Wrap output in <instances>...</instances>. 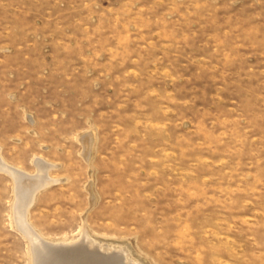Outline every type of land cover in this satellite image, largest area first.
<instances>
[{"label": "rangeland", "instance_id": "rangeland-1", "mask_svg": "<svg viewBox=\"0 0 264 264\" xmlns=\"http://www.w3.org/2000/svg\"><path fill=\"white\" fill-rule=\"evenodd\" d=\"M0 159L44 264H264V0H0Z\"/></svg>", "mask_w": 264, "mask_h": 264}, {"label": "bare ground", "instance_id": "bare-ground-1", "mask_svg": "<svg viewBox=\"0 0 264 264\" xmlns=\"http://www.w3.org/2000/svg\"><path fill=\"white\" fill-rule=\"evenodd\" d=\"M40 159V158H39ZM43 162V161H42ZM44 163V162H43ZM47 165V164H46ZM54 166V165H53ZM42 168V167H41ZM51 168H55V167H51ZM50 169V168H49ZM17 170V169H16ZM16 170H13L12 168H10V166H8L6 163H4L3 162V160L2 159H0V171H2V172H5V173H7L8 175H10L13 179H14V181H15V197H16V200H15V204H14V208H13V215H14V219H15V224H16V226H17V228H18V230L21 232V234L24 236V238L28 241V243H29V249H30V253H31V257H32V264H44L43 263V261H44V259L47 257H50L51 255H53V254H55L54 253V249L56 248V246L55 247H52L53 245H54V243H53V245H51V247L49 248V247H46V246H48V245H44V243L43 242H41V240L37 237V234H35V232L29 227V225H28V222H27V212H28V209H29V207L32 205V203H33V200L32 199H34V195H35V192L33 191V192H30V193H27V191H26V188H27V182H25V181H23L21 178L24 176V174H21V172H17ZM48 171V170H47ZM49 172V171H48ZM23 173V172H22ZM48 174V173H47ZM45 175V174H44ZM28 176H30V175H28ZM40 176H41V174H40ZM31 177V176H30ZM49 176H43V178L41 179L42 180V184H41V186L43 185L44 187H45V185L47 186V185H51V184H54V183H56L57 182V180H51V179H49L48 178ZM27 178V177H26ZM29 180H31V179H29ZM34 180V179H33ZM35 181H37V180H35ZM39 184H40V182H39ZM33 185V184H32ZM36 185V184H35ZM31 186V185H30ZM34 187V186H33ZM36 188V187H35ZM43 188V187H42ZM47 188V187H46ZM30 189V188H29ZM37 233V232H36ZM86 235V234H85ZM40 236V235H39ZM83 238H85V237H83ZM42 239V238H41ZM79 240V239H78ZM77 240V241H78ZM44 241V240H43ZM76 241V242H77ZM46 242V241H45ZM87 242V243H86ZM94 242V241H93ZM60 245H62V244H60ZM59 245V246H60ZM96 245V244H95ZM82 246H85L84 248H88V247H93V243L92 242H90L89 241V239L88 238H85V241L83 242V240H80L79 242H77V243H75V244H72V245H70L69 247H66L65 248V251H63L64 253H63V255H64V257H65V254H67L68 255V252L69 253H73V251H75V250H78L80 247H82ZM96 246H98V245H96ZM60 247H62V246H60ZM46 248H47V252H51V253H47L46 252V254L45 253H43L44 252V250L46 251ZM99 248V247H98ZM52 249V250H51ZM54 250V251H53ZM64 250V249H63ZM96 249L93 247V249L92 250H84V251H86V252H89V254L90 253H97V251H95ZM119 250V249H118ZM121 250V249H120ZM58 251H60L59 250V248H58ZM81 251V250H80ZM76 252V251H75ZM85 252V253H86ZM108 253V252H107ZM49 254H51L50 256H48ZM93 254V255H94ZM63 255H62V257H63ZM97 255V254H96ZM101 255V254H100ZM46 256V257H45ZM55 256V255H54ZM53 256V258H55ZM70 256V255H69ZM68 256V257H69ZM99 256V255H98ZM67 257V256H66ZM67 257V258H68ZM95 257V256H94ZM52 258V257H51ZM59 258V257H58ZM110 258L112 259V260H114V258H118V259H120L121 261H123V259L127 262V261H129L128 260V255H127V253H125V252H122V253H120V255H117V254H115V253H113V254H111L110 255V257L109 258H106V259H109L110 260ZM56 259V258H55ZM54 259V260H55ZM100 259V258H99ZM53 260V261H54ZM60 260H62V259H60ZM55 261L56 262V264L58 263V264H64V263H62L61 261ZM64 260V259H63ZM62 260V261H63ZM112 260H110V261H112ZM49 261V260H48ZM45 262V261H44ZM64 262H66L67 263V261L65 260ZM115 262V261H114ZM46 263V262H45Z\"/></svg>", "mask_w": 264, "mask_h": 264}]
</instances>
